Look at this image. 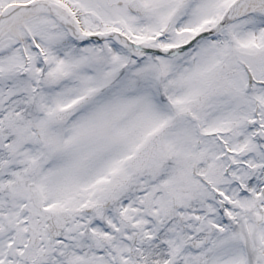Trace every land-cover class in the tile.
Masks as SVG:
<instances>
[{
  "label": "snow or ice",
  "instance_id": "1",
  "mask_svg": "<svg viewBox=\"0 0 264 264\" xmlns=\"http://www.w3.org/2000/svg\"><path fill=\"white\" fill-rule=\"evenodd\" d=\"M0 264H264V0H0Z\"/></svg>",
  "mask_w": 264,
  "mask_h": 264
}]
</instances>
